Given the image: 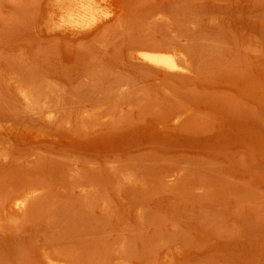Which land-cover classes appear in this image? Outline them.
<instances>
[{
  "label": "rangeland",
  "instance_id": "rangeland-1",
  "mask_svg": "<svg viewBox=\"0 0 264 264\" xmlns=\"http://www.w3.org/2000/svg\"><path fill=\"white\" fill-rule=\"evenodd\" d=\"M67 1L0 0V264H264V0Z\"/></svg>",
  "mask_w": 264,
  "mask_h": 264
},
{
  "label": "bare ground",
  "instance_id": "bare-ground-1",
  "mask_svg": "<svg viewBox=\"0 0 264 264\" xmlns=\"http://www.w3.org/2000/svg\"><path fill=\"white\" fill-rule=\"evenodd\" d=\"M64 2V0H62ZM103 2V1H102ZM101 2V3H102ZM58 3V2H57ZM104 3V2H103ZM102 3V4H103ZM108 3V2H106ZM101 5V4H100ZM104 7V6H101ZM101 7L98 4V0H71V1H67L65 3L60 2L59 3V12H61L63 15H67L69 16V22L73 21V23H67V22H62V23H55V27L56 28H71V30H78L80 29V24L79 22H81L82 20H85L86 17L90 16H94L95 12L98 11L99 9L101 10ZM57 8V10H58ZM103 9V8H102ZM54 20V19H53ZM59 22L61 20H58ZM52 22L50 21V24ZM52 23V26H54ZM61 30V29H60ZM81 30V29H80ZM78 32V31H77ZM255 36V35H254ZM256 40V39H255ZM189 42V41H188ZM252 43V42H251ZM250 43V44H251ZM253 45V44H251ZM256 45V44H255ZM187 46V45H186ZM159 47V46H158ZM179 47V48H178ZM178 47H170L167 48L166 51H152V49L150 50H139L135 52V55L133 57H135L134 59H138L143 61L144 63H146L148 67H150L151 69L157 71L158 73H169V74H174V75H178V76H182V74L184 73V71H187V69L189 70V68L186 69V66L191 64V58L189 56V54H186V50H182L180 48V46L178 45ZM252 47V46H251ZM166 48V47H165ZM251 49V48H250ZM136 50V49H135ZM191 50V49H189ZM252 51V50H250ZM254 51V50H253ZM252 51V52H253ZM255 52V51H254ZM132 54L133 51H132ZM196 55V54H195ZM196 59V58H195ZM140 61V62H141ZM199 61V60H198ZM195 63V62H194ZM193 65V64H192ZM195 65V64H194ZM196 67V66H195ZM193 69V68H192ZM190 71V70H189ZM194 71V70H193ZM186 73V72H185ZM190 73H192V71H190ZM187 74V73H186ZM168 75V74H167ZM15 76V75H13ZM186 76V75H185ZM188 76V75H187ZM18 76H16L17 78ZM184 77V76H183ZM19 78V77H18ZM23 80V79H22ZM21 80V81H22ZM15 81V79L13 80ZM19 81V80H18ZM15 81V82H18ZM24 82V81H23ZM26 83V82H25ZM29 85V83L27 84ZM31 85V84H30ZM29 87H26L22 82L20 85V89L19 92L20 94H22V99L21 100H25L27 102L32 100V95H34V93L31 94V92L29 91ZM17 93V92H16ZM32 104V101L31 103ZM28 104V105H29ZM182 105V104H181ZM187 105V104H185ZM183 106V105H182ZM181 106V108H182ZM190 106V105H189ZM177 109V108H176ZM180 109V108H179ZM183 109V110H182ZM180 109V111L173 110L174 112L171 114L170 116V120L173 122V124H180L181 122L184 121V119L189 116L192 113V109L191 108H182ZM194 112V111H193ZM240 119V118H239ZM167 122H171L169 120H166ZM224 121V120H223ZM159 122V121H158ZM171 122V123H172ZM162 123H160L159 126H161ZM164 124V123H163ZM169 124V123H168ZM167 125V124H166ZM165 126V125H163ZM38 192V189L36 190H32L30 191V193L24 197H20L16 199V202L13 204L10 202L9 208H16L18 210H22V209H26L29 205H30V200L33 197V195H35ZM49 257L47 259H50L51 256L48 255ZM59 257V256H58ZM58 257H52L50 260L55 264H69L68 259L65 260V258L63 259H59ZM54 258V259H53ZM61 258V257H60ZM46 259V261H47ZM49 261V260H48ZM68 262V263H67ZM71 262V261H70ZM51 264V263H50ZM72 264V263H71Z\"/></svg>",
  "mask_w": 264,
  "mask_h": 264
}]
</instances>
